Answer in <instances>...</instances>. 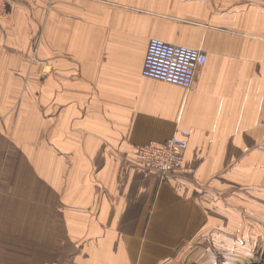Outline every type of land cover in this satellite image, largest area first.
<instances>
[{"label": "crops", "instance_id": "1", "mask_svg": "<svg viewBox=\"0 0 264 264\" xmlns=\"http://www.w3.org/2000/svg\"><path fill=\"white\" fill-rule=\"evenodd\" d=\"M5 1L0 264L207 262L209 185L264 198V0ZM151 39L205 54L192 89L141 75ZM177 130L160 180L137 151Z\"/></svg>", "mask_w": 264, "mask_h": 264}, {"label": "built area", "instance_id": "2", "mask_svg": "<svg viewBox=\"0 0 264 264\" xmlns=\"http://www.w3.org/2000/svg\"><path fill=\"white\" fill-rule=\"evenodd\" d=\"M6 17V1L0 0V23ZM205 63L206 56L200 50L172 46L161 40L151 39L146 48L141 75L189 91L196 71ZM187 147L188 133L177 130L164 143H149L140 147L137 158L145 169L161 180L181 169Z\"/></svg>", "mask_w": 264, "mask_h": 264}, {"label": "rangeland", "instance_id": "3", "mask_svg": "<svg viewBox=\"0 0 264 264\" xmlns=\"http://www.w3.org/2000/svg\"><path fill=\"white\" fill-rule=\"evenodd\" d=\"M224 180L209 185L216 199L224 202L220 209L224 213V231L209 232V236L216 239L218 235L224 247L212 251L209 248L212 258L204 264H264V198L254 199L249 183Z\"/></svg>", "mask_w": 264, "mask_h": 264}]
</instances>
